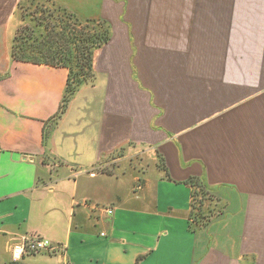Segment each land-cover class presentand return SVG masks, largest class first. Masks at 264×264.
Segmentation results:
<instances>
[{"label":"crops","instance_id":"crops-1","mask_svg":"<svg viewBox=\"0 0 264 264\" xmlns=\"http://www.w3.org/2000/svg\"><path fill=\"white\" fill-rule=\"evenodd\" d=\"M20 1L0 0V264L30 234L61 248L24 264H264V0H53L111 28L65 109L66 66L12 57Z\"/></svg>","mask_w":264,"mask_h":264},{"label":"trees","instance_id":"trees-1","mask_svg":"<svg viewBox=\"0 0 264 264\" xmlns=\"http://www.w3.org/2000/svg\"><path fill=\"white\" fill-rule=\"evenodd\" d=\"M20 3V2H19ZM61 7V6H60ZM64 10H68L62 7ZM69 11V10H68ZM73 18L72 34L66 36L65 32L52 35L51 38L42 40L38 43L37 37L31 41L15 35L12 47V57L15 60L28 61L37 64H47L54 66H66L69 69L68 80L65 87L62 108L65 109L69 100L83 84L92 83L95 79L94 56L96 50L108 42L111 38V28L107 20L102 18H82L75 12L71 15ZM59 40H54L55 37ZM66 37L64 42L62 37ZM61 39V40H60ZM60 45H65L61 48ZM73 48V49H72ZM74 50V51H73ZM75 52V56L72 53ZM73 57L76 60H73ZM75 61L71 64L70 62ZM191 182L198 187L206 188L204 184H199L192 180ZM202 206H198L201 211ZM194 209V206H193ZM196 209V208H195ZM8 264H24L20 261H11Z\"/></svg>","mask_w":264,"mask_h":264},{"label":"rangeland","instance_id":"rangeland-1","mask_svg":"<svg viewBox=\"0 0 264 264\" xmlns=\"http://www.w3.org/2000/svg\"><path fill=\"white\" fill-rule=\"evenodd\" d=\"M71 18L73 17L70 12L56 5L53 0H21L18 4L16 33L21 37L25 36L30 41L37 37L38 43L42 40L45 42V39H49L57 33L61 35L65 32L67 37L72 38V34L69 32L73 27ZM59 37H55L54 40H59ZM65 38L63 36L60 42H64ZM60 46L62 48L65 45ZM72 55L75 56V52ZM73 60H76V58L73 57ZM73 60L70 62L71 64L75 63ZM140 181L141 179L138 178L137 189L141 186ZM211 199L212 195L202 186L199 187V190L197 189L194 195V210L197 215H201L203 220L208 218L203 213L204 208L209 209L213 205ZM198 206H202L201 211H198Z\"/></svg>","mask_w":264,"mask_h":264},{"label":"built area","instance_id":"built-area-1","mask_svg":"<svg viewBox=\"0 0 264 264\" xmlns=\"http://www.w3.org/2000/svg\"><path fill=\"white\" fill-rule=\"evenodd\" d=\"M109 214L113 213L111 207L105 208ZM61 246H55L53 242L39 234H30L23 236L12 246V257L14 261H19L25 255L41 253V252H51L56 249H60Z\"/></svg>","mask_w":264,"mask_h":264}]
</instances>
